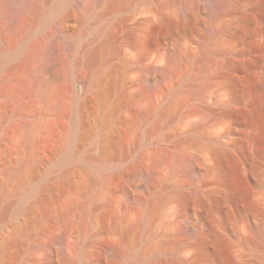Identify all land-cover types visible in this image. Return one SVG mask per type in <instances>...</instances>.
<instances>
[{
  "label": "rangeland",
  "instance_id": "rangeland-1",
  "mask_svg": "<svg viewBox=\"0 0 264 264\" xmlns=\"http://www.w3.org/2000/svg\"><path fill=\"white\" fill-rule=\"evenodd\" d=\"M207 1L118 0L88 9L86 0H72L71 17L45 24L36 19L45 0L27 3L25 23L35 30L24 33L12 72L0 77V183L27 157L24 138L37 114L38 160L22 186L0 188V212L12 202L33 204L35 189L45 201L29 215L0 217V264H61L81 253L84 264H131L126 252L108 249L138 242L139 252L161 251L135 264H264V235L256 230L264 223V0ZM64 27L80 40L72 50ZM107 31L110 48L88 61ZM88 81L96 96L85 109L86 133L64 161ZM115 128L123 146L105 140ZM220 145L231 150L222 161L214 154ZM83 162L89 171L78 174ZM141 172L150 176L146 186ZM106 196L112 212L91 213ZM142 205L149 216L144 227L133 226ZM130 227L133 235L124 237Z\"/></svg>",
  "mask_w": 264,
  "mask_h": 264
},
{
  "label": "bare ground",
  "instance_id": "bare-ground-1",
  "mask_svg": "<svg viewBox=\"0 0 264 264\" xmlns=\"http://www.w3.org/2000/svg\"><path fill=\"white\" fill-rule=\"evenodd\" d=\"M28 2H31L33 6H39L38 4H41L40 0H8L6 3L0 2V77L3 75L5 76V74L9 73V71L12 72V68L10 67L11 68L10 69L8 67L18 58V56L21 53L22 46L24 45V33L27 32V30L30 32H34V30H35V28L33 26H31V27L28 26V25H30V22L25 23V22H27V19H25L26 14L28 17L31 16V13H28V10L30 9L27 7ZM213 2H215V1L210 0L208 2V4L211 5V3H213ZM44 3H45V5L44 4L42 5V12H40V14L36 16V19H39L40 23L45 24L47 21H50V19H52V18H59L62 20L63 18H66L67 16L71 17V15H72V13H71V11H72V8H71L72 7L71 6L72 0H45ZM95 3H98V4L106 3V4L114 7L115 5H117L118 0H86V6H88V9H92V7L94 6ZM68 7H70V8H68ZM68 9L69 10L71 9V11H67ZM69 12L71 14H69ZM100 15H101V13H100ZM82 17L84 18V16H82ZM61 22L65 23L66 21H61ZM21 23L24 24L23 28H25V29H22L20 27ZM242 29L240 32L243 35L244 30H242ZM60 33L62 34L64 43L68 48H70L72 50V45H73V47L78 45V42L80 40L78 38L74 37L75 34L73 35L71 28L64 27L63 29H60ZM112 39H113V33L111 31L105 32L101 43H99L95 48L90 49V51L88 52V57H89L88 61L90 60L92 62L95 59L97 60V58L99 56V52L102 50V48H105V49L108 48ZM45 68H48V66H46ZM151 71L155 72V74L164 73V75H165V72L163 69H161V67H159V68L153 67V68H151ZM118 77L111 81V85H112L111 88L116 87L120 83L121 78L120 77L118 78ZM150 79H151V77L150 78L148 77V80H150ZM47 84H49V82H46L43 86L45 87ZM40 94H42V93H40ZM95 96H96V94H94V92L92 90L91 82L88 81L86 84L85 93L82 96V99L79 101L78 100L76 101V104H77L76 105V120L74 121L70 132L66 136L67 140H66L65 147L63 148L64 150L62 152L64 161H67L69 159L70 150H72V147H76L79 144L78 142L81 141L82 137L86 133L85 129L87 127V124H86L85 118H84L85 117V109L88 106V104L91 102V100L95 98ZM120 104H121V101L119 100L118 103H114L109 108V111L115 112L116 109L120 106ZM152 110L153 109L151 106V108H149L147 110L146 114L147 115L150 114L152 112ZM111 113H113V112H111ZM39 124H40V116H39V114H37L35 116L34 120L29 124L27 131H26L25 138H24V142H25V144L29 150L27 157L24 158L23 160H21V162L13 168V170L9 173L8 177L3 182L0 183V188L4 187L6 185H10L12 183L14 185H21L26 181V179H28V177H30L31 172H32V167H33V165H35V162H37V160H38V156L36 155L37 152L35 151L34 146H35V141H36L35 130ZM108 135L109 136L107 137V139L105 138V140L109 141L111 143L110 146H112V145H114L115 147L123 146V139H122V134H121L120 128H115L113 130V132L112 133L110 132V134H108ZM230 151L231 150L229 148H227L225 146H221V145L214 148V154L217 156L219 161H222L223 158L228 156ZM89 167H90L89 162L80 163L78 165V172L77 173L82 174L84 172H87V171H89ZM105 168H108L109 170L112 169V167L109 165H107ZM137 175H138L142 185L146 186L147 180L149 179L148 177H150L148 175V173L141 172V173H138ZM64 181L65 180H62L63 183H64ZM105 182H106V177L104 176L99 180L98 184L101 185ZM59 184H61V183H59ZM193 194L199 201L202 199L204 200V198H205V197H202L197 190H195ZM163 195H162V197H160V199L163 198ZM34 196L36 197V199H35L33 204L16 205L15 203L12 204L13 203L12 202L11 204H9L8 206H6L5 208L2 209V211L0 212V217L6 218L11 212H13V214H17V215H29V214H31L32 211L34 210V208L36 207L35 205H37V204L40 205L45 198L44 192L40 191L39 189L34 190ZM209 199L207 197L206 200H204V201L206 202L208 200V202H210ZM159 200H157V201H159ZM183 200L186 203L187 197L185 196L183 198ZM145 202H147V201H145ZM209 205L211 207L215 206V204L212 202L209 203ZM98 210H101L104 215L112 212V209L110 208L108 196H106V200H104L103 203H94L92 206L91 213L98 211ZM139 210L142 211L141 216L134 223L133 226L136 225V226L144 227L146 219L149 216V211L147 208H145V205L144 206L142 205L141 209H139ZM247 211L253 212L254 209L249 208ZM132 227L129 228L128 232L125 234L124 237L133 235ZM187 228L189 229V231L195 233V232H198L199 227L196 223H190L187 226ZM256 230L264 235V223H263V225L257 224ZM216 231L217 230L215 229L214 226H211L208 230L209 234L211 235V238L215 239V240L218 239V234ZM209 237H207V238H209ZM165 239H167V237H165ZM14 241H16V238L13 237L10 240L3 242V244L6 247V245L10 244L11 242L14 243ZM201 241L198 244L199 245V253L204 252L206 245H207L206 244L207 240L204 242V239H202ZM133 245L135 247L133 246L134 248H129L128 250H124V248L122 249L121 245H116L113 247H109L108 251L111 253V255L114 254V255H121V256H124V255H122L123 251L126 252L125 253V255L127 254V257H125L126 261L130 262L131 264L139 263L143 259H145L147 257H151L154 254L160 253V251H161V250L159 251L158 248L156 249V248L147 247V248H144L145 251L142 253V252H139V248H140V246H142L141 243L138 242V243L133 244ZM136 249H138V250L136 251ZM4 253H5V249L2 247V243H1L0 244V258L5 255ZM60 260H61V264H84L82 253L79 254L76 259H72L70 257L63 256ZM222 260H223V258H222ZM21 264H29V263L23 262ZM43 264H56V263L52 260L47 259L43 262ZM172 264H182V261L180 259H176L174 261V263H172Z\"/></svg>",
  "mask_w": 264,
  "mask_h": 264
}]
</instances>
